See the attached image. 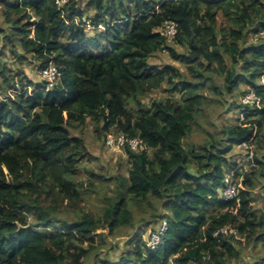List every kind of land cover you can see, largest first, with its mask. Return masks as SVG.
<instances>
[{"label":"trees","instance_id":"trees-1","mask_svg":"<svg viewBox=\"0 0 264 264\" xmlns=\"http://www.w3.org/2000/svg\"><path fill=\"white\" fill-rule=\"evenodd\" d=\"M87 7L92 18L79 0H0V264H87L109 236L137 224L133 206L151 210L140 221L153 231L167 221L160 245L150 249L141 230L116 259L97 257L99 264H241L239 245L264 246V212L252 203L264 186V41L248 42L264 28V0H88ZM166 21L176 23L175 36L159 30ZM7 51L22 66L53 62L56 82L49 87L9 68ZM163 51L186 72L150 62ZM214 75L225 77L223 86ZM241 85L230 107H245L252 91L261 107L247 106L244 122L222 124L219 136L186 147L207 90L234 96ZM158 90L167 94L143 101ZM87 119L104 140L112 132L141 140L144 149L126 148V175L84 166L91 154L74 131ZM244 142L254 158L236 176L237 197L224 199L226 175L238 165L231 153ZM84 174L90 187L95 178L117 185L98 215L86 210ZM226 226L244 240L214 235ZM252 264H264V253Z\"/></svg>","mask_w":264,"mask_h":264},{"label":"rangeland","instance_id":"rangeland-1","mask_svg":"<svg viewBox=\"0 0 264 264\" xmlns=\"http://www.w3.org/2000/svg\"><path fill=\"white\" fill-rule=\"evenodd\" d=\"M88 0H79V8L85 10L86 16L92 18L94 11L90 10V7H87ZM0 20H2L0 18ZM221 21H226V19H220ZM100 29H104L103 26ZM99 29V30H100ZM89 33H92L93 30L87 29ZM169 44L176 48L178 52H186V48L181 45H175L173 39H168ZM248 42L252 43L255 40L251 37L248 38ZM4 47L3 42L0 41V49ZM3 60L8 62V67L12 68L14 71H22L24 70L25 75L28 79L33 82H42L44 77L40 73L39 62H34L32 64L26 62L23 66L18 63V59L13 56L12 53L7 51L3 57ZM150 62L157 64L159 66H164L168 63H171L178 67L180 71L186 72L185 65L180 61H174L170 57L168 51H163L157 53L150 58ZM229 64V62H228ZM225 77L214 75V81L217 85L223 86ZM30 89V87H29ZM14 97V90H10ZM245 91V87L241 85L239 90H237L236 95L230 96L225 89H222V95H214L210 91L207 90L206 94L209 97V101L206 103L204 107L203 115L199 117L198 124L195 126L194 131L186 138V147L197 146L206 141L211 140V135L219 136L222 132V124H234L241 123L245 121L244 109L242 108H234L230 107V104L235 102L239 103L242 93ZM167 93L163 92V90L154 91L149 94V96L143 99L144 102H148L150 98H161L165 96ZM3 95H0V98ZM74 133L79 134L82 133L87 148L91 154L89 160L85 161L84 166L93 170L97 174H103L106 177H114L119 172L123 175L128 173L130 168L127 163V154L126 150H115L108 148L106 146L105 140L103 136L99 135L96 131L95 123L92 122L91 119H87L85 126H83L80 130L74 131ZM112 134H115L112 132ZM247 150L244 148H240L236 146L231 153L230 160L238 161V165L247 164L246 158ZM82 180L85 181V188L82 189V194L86 199V210L94 214H100L103 211V207L105 205L104 198L108 196H113L116 192V183L115 181H103L102 179L95 178L94 184L90 187L87 180L90 178L86 174L82 177ZM253 207L257 214H261L264 212V186L263 183L259 184L256 189L253 190ZM157 212H162V208L160 205L157 206ZM134 217L136 220V225L132 228L122 229V234L117 237H108L109 244L106 248L101 249L97 254H94L90 261L87 264H99L98 258H105L109 256L112 259H116L119 253L125 249V242L129 240V237L139 231H143L145 234V238L148 240L151 233L153 232V225L147 221H140L142 218H148L150 215V211L146 213H141L138 209L133 206ZM65 215V214H64ZM69 216V215H68ZM71 217V216H69ZM97 232H105L106 229H100ZM243 241V240H242ZM238 250L240 251V260L239 263H255L259 260V257L264 253L263 240L257 242L255 244H251L249 246L242 245L238 246Z\"/></svg>","mask_w":264,"mask_h":264},{"label":"built area","instance_id":"built-area-1","mask_svg":"<svg viewBox=\"0 0 264 264\" xmlns=\"http://www.w3.org/2000/svg\"><path fill=\"white\" fill-rule=\"evenodd\" d=\"M68 0H56L59 6H64ZM88 29H92L88 24ZM101 27V26H99ZM160 31H163V34L167 37H173L177 33V25L173 21H166L164 26H162ZM255 41H264V28L259 32L255 33L253 36ZM41 75L44 77V80L47 82L48 86L51 87L57 80L59 73L56 65L53 62H50L49 66L40 69ZM242 104L245 107H261V99L252 91L242 97ZM106 146L115 150H122L126 148H131L132 150H140L144 149L145 146L142 144L139 138H129L125 134H109L105 139ZM240 148H244L247 150L246 158L247 164L245 165H235L230 168V173L226 175L225 183L226 187L222 191V196L224 199H234L237 197V186L239 181L241 180L240 176L236 177L239 174L246 172L249 168V163L254 158V149L253 146L242 143L238 145ZM167 230V221L164 219L161 222V225L158 230L153 231L147 240V245L150 249L155 250L160 245L162 241V237L164 232ZM230 234L233 235L238 240H244L243 236H241L236 229L226 226L217 230L214 235L218 234ZM169 264H178L175 261L171 260Z\"/></svg>","mask_w":264,"mask_h":264}]
</instances>
